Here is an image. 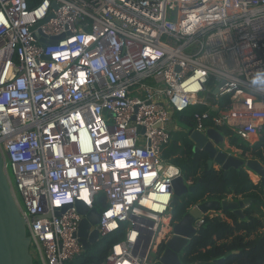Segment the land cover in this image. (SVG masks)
<instances>
[{
    "label": "built area",
    "instance_id": "2783aa9c",
    "mask_svg": "<svg viewBox=\"0 0 264 264\" xmlns=\"http://www.w3.org/2000/svg\"><path fill=\"white\" fill-rule=\"evenodd\" d=\"M190 107V132L258 141L264 0H0V155L33 263L83 264L76 204L100 196L88 234L122 236L88 264H160L183 178L170 116Z\"/></svg>",
    "mask_w": 264,
    "mask_h": 264
},
{
    "label": "trees",
    "instance_id": "16d2710c",
    "mask_svg": "<svg viewBox=\"0 0 264 264\" xmlns=\"http://www.w3.org/2000/svg\"><path fill=\"white\" fill-rule=\"evenodd\" d=\"M202 111V107H190L177 113L176 120L181 131L172 133L171 144L164 152V158L182 172L185 181L196 186L195 191L181 196L173 206L172 220L180 221L191 208L204 202H221L231 198L232 201L249 199L254 203L243 211L242 218L225 210L204 215L197 234L185 249L182 262L207 264L222 258L221 264H264V188L260 182L254 184L244 168H230L226 172L216 170L207 165V153L194 152L185 132L195 127L194 115ZM219 132L228 139L229 146L236 147L243 156L249 155L264 165V128L252 146L246 142L240 144L226 128H220ZM94 207L105 208L104 198L99 196ZM121 236L122 231H119L95 244L94 249L89 247L81 256V262L100 263Z\"/></svg>",
    "mask_w": 264,
    "mask_h": 264
},
{
    "label": "water",
    "instance_id": "95a60500",
    "mask_svg": "<svg viewBox=\"0 0 264 264\" xmlns=\"http://www.w3.org/2000/svg\"><path fill=\"white\" fill-rule=\"evenodd\" d=\"M39 42L45 43L43 39H40ZM216 93L217 91H214V94ZM187 137L193 144L194 152L203 151L208 154L207 165L209 167L217 164L224 172L230 168L246 167L259 176L260 183L264 188V167L261 163L255 159L243 160L229 154V148L224 144V136L219 131L209 129L206 135L198 131H189ZM208 139L212 140L213 143ZM219 145H221L222 150L216 148ZM195 189L196 186H186L181 177L173 180L171 207L173 208L179 202L181 196L191 193ZM253 203L254 201L249 199L237 201L228 199L221 202H204L191 208L173 226L174 235L166 244V249L160 258V264H183L182 258L185 249L196 234L193 223L207 212L231 211L237 217L242 218L243 211ZM76 208L79 214L85 216L80 223L77 236L84 250L87 251L90 244L95 245L97 243L96 232H92L90 235L88 233L91 226L98 224L100 214L95 208L89 210L82 202H78ZM29 247L30 240L26 236L25 221L20 216L11 195L0 155V264H34L29 253ZM222 260V258L216 259L207 264H221Z\"/></svg>",
    "mask_w": 264,
    "mask_h": 264
},
{
    "label": "rangeland",
    "instance_id": "374dc122",
    "mask_svg": "<svg viewBox=\"0 0 264 264\" xmlns=\"http://www.w3.org/2000/svg\"><path fill=\"white\" fill-rule=\"evenodd\" d=\"M176 114V113H175ZM175 114H173L172 116H170V129H172V130H174L175 132H177V131H181V129H180V127L178 126L179 124H178V122H177V114L175 115ZM238 141H239V143L240 144H242V140H240V139H237ZM225 143L227 144V146H229V143H228V139L226 138L225 139ZM226 146V145H225ZM240 150H238L236 147H231V146H229V152L230 153H232L233 155H237L238 154V152H239ZM241 153V152H240ZM247 157L248 158H250L249 157V155H247ZM256 174H253V176H252V178L253 179H255L254 181H256L257 179H256V176H255ZM257 178H258V176H257ZM229 200H230V198H228ZM228 199H226V200H228ZM98 210H100V209H98ZM94 246H96V245H92V246H90L91 248V250L92 249H94Z\"/></svg>",
    "mask_w": 264,
    "mask_h": 264
},
{
    "label": "snow or ice",
    "instance_id": "6c2138e0",
    "mask_svg": "<svg viewBox=\"0 0 264 264\" xmlns=\"http://www.w3.org/2000/svg\"><path fill=\"white\" fill-rule=\"evenodd\" d=\"M145 55H147V53H145ZM81 75H83V73H81ZM133 177H136L137 176V173L136 172H133L132 173ZM57 203L59 204V201H57ZM109 216L112 215V213H108Z\"/></svg>",
    "mask_w": 264,
    "mask_h": 264
},
{
    "label": "clouds",
    "instance_id": "9594fccd",
    "mask_svg": "<svg viewBox=\"0 0 264 264\" xmlns=\"http://www.w3.org/2000/svg\"><path fill=\"white\" fill-rule=\"evenodd\" d=\"M156 199H160V200H166L167 197L166 196H159V197H156Z\"/></svg>",
    "mask_w": 264,
    "mask_h": 264
},
{
    "label": "bare ground",
    "instance_id": "6f19581e",
    "mask_svg": "<svg viewBox=\"0 0 264 264\" xmlns=\"http://www.w3.org/2000/svg\"><path fill=\"white\" fill-rule=\"evenodd\" d=\"M252 174H253V173H251V178H252V176H253ZM255 176H256V175H255ZM252 179H253V178H252ZM256 179H258L257 176H256ZM253 180H255V179H253Z\"/></svg>",
    "mask_w": 264,
    "mask_h": 264
},
{
    "label": "crops",
    "instance_id": "0c3cea01",
    "mask_svg": "<svg viewBox=\"0 0 264 264\" xmlns=\"http://www.w3.org/2000/svg\"><path fill=\"white\" fill-rule=\"evenodd\" d=\"M179 126V125H178ZM253 175V174H252ZM230 200H231V198H230Z\"/></svg>",
    "mask_w": 264,
    "mask_h": 264
}]
</instances>
